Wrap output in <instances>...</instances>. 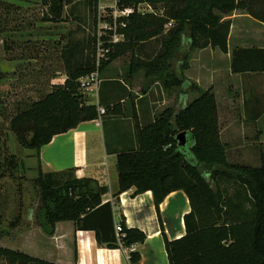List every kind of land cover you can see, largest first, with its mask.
Returning a JSON list of instances; mask_svg holds the SVG:
<instances>
[{
	"label": "trees",
	"instance_id": "16d2710c",
	"mask_svg": "<svg viewBox=\"0 0 264 264\" xmlns=\"http://www.w3.org/2000/svg\"><path fill=\"white\" fill-rule=\"evenodd\" d=\"M73 1L41 0L46 8L43 19L64 21V8ZM92 3L97 6V0ZM139 3L154 7L160 3L162 15L147 17L135 10L123 19L125 27L118 31L129 40V49L155 38L161 41V50L151 59L136 60L133 67L160 80L165 89L182 86L184 93L189 90L199 95L178 110L164 109L146 126L136 124L137 148L116 153L118 190L114 196L132 187L131 196L150 190L159 215V205L170 192L182 190L186 194L191 209L184 215L185 234L169 240L160 222L169 264H264V155L259 167L229 163L219 140L213 93L201 91L183 75L193 50L211 47L227 52L231 23L229 19L221 21L219 15L244 7V1L117 0L116 7L136 8ZM169 21L173 23L165 31ZM119 46V42L112 46L102 66L118 55ZM92 52L88 66L68 72L63 84L52 85L50 91L11 117L10 129L21 147L38 153L54 135L101 116V103H89L78 91L77 79L93 67L94 49ZM251 57H255L252 66L240 63ZM231 70L264 71V49L234 50ZM115 106L118 104L105 106L104 113ZM25 124L32 126L30 139ZM180 132H185L184 145L176 138ZM18 166L14 155L4 157L0 178L12 175ZM225 181L235 186L228 196L221 189ZM34 183L40 193L35 222L47 233L56 222L71 220L76 230L93 231L97 244L107 248L129 247L145 240L143 231L126 227L122 214L123 236L117 240L112 205L101 199L107 187L94 179L76 178L71 169L39 170ZM0 257L7 264H58L2 245ZM138 259V252H130V263Z\"/></svg>",
	"mask_w": 264,
	"mask_h": 264
},
{
	"label": "crops",
	"instance_id": "0c3cea01",
	"mask_svg": "<svg viewBox=\"0 0 264 264\" xmlns=\"http://www.w3.org/2000/svg\"><path fill=\"white\" fill-rule=\"evenodd\" d=\"M242 1L244 7L219 15L221 21L229 19L231 23L227 52L211 47L193 50L183 75L201 91L213 93L219 140L227 161L259 167L264 155V71L235 73L231 62L236 49H264V0ZM160 50L161 41L152 38L126 53L120 51L101 67L97 92L98 105L118 106L54 135L38 153L27 154L43 173L71 169L76 178H91L107 187L101 199L111 203L114 222H119L122 214L126 227L143 231L145 240L129 247L107 248L97 244L93 231L76 230L71 220L56 222L47 233L36 224L33 213L26 217L30 227H19L20 251L58 264H169L162 229L169 240L185 234L184 215L191 209L186 194L182 190L170 192L159 205V215L150 190L131 196L132 187L114 196L118 190L116 153L137 148L136 124L146 126L164 109L178 110L199 95L189 90L184 93L182 86L165 89L160 80L133 67L136 60L151 59ZM61 60L69 64L73 53L68 51ZM254 61L251 57L240 63L250 67ZM56 73L60 74L51 76L49 83L63 84L66 71ZM234 187L227 191L234 192ZM134 251L139 259L130 263L129 254Z\"/></svg>",
	"mask_w": 264,
	"mask_h": 264
},
{
	"label": "rangeland",
	"instance_id": "374dc122",
	"mask_svg": "<svg viewBox=\"0 0 264 264\" xmlns=\"http://www.w3.org/2000/svg\"><path fill=\"white\" fill-rule=\"evenodd\" d=\"M116 2L97 0V6H94L92 0H75L74 4L64 8L66 20L54 25L43 19L46 8L40 1L0 0V163L8 155H14L19 161L12 175L0 178V245L4 247L19 250V227H30L26 217L33 216L40 203L39 189L34 183L39 169L33 158H27L28 153L36 151L18 144L10 129V119L50 91L51 76L60 74L56 72L68 73L89 65L96 37L102 33L101 23ZM137 6L143 16L162 15L160 3L156 7L147 3ZM171 25H164V29ZM119 43L116 54L126 53L129 40L124 37ZM68 51L73 53L69 64L61 60ZM77 82L83 97L89 103L97 104L98 95L84 90L78 79ZM24 129L30 139L32 126L25 124ZM221 189L224 192L232 190L233 183L225 181L221 183ZM0 264L7 262L0 257Z\"/></svg>",
	"mask_w": 264,
	"mask_h": 264
},
{
	"label": "built area",
	"instance_id": "2783aa9c",
	"mask_svg": "<svg viewBox=\"0 0 264 264\" xmlns=\"http://www.w3.org/2000/svg\"><path fill=\"white\" fill-rule=\"evenodd\" d=\"M135 10L138 11V6H136V8L134 6L118 8L115 5L109 15H107L105 20L101 23L100 29L102 33L97 35L94 47L93 70L89 75L78 78L81 87L86 91H91L96 97L99 83L98 76L102 67V62L107 60L112 46L124 39V34L119 32L118 29L125 27L126 22L123 19L128 18ZM172 23V21H169L165 26L168 24L171 25ZM98 112L99 115H103L104 109L98 108ZM114 229L117 240L119 241L120 237L123 236L121 223L116 222L114 224Z\"/></svg>",
	"mask_w": 264,
	"mask_h": 264
},
{
	"label": "water",
	"instance_id": "95a60500",
	"mask_svg": "<svg viewBox=\"0 0 264 264\" xmlns=\"http://www.w3.org/2000/svg\"><path fill=\"white\" fill-rule=\"evenodd\" d=\"M177 141L179 145H184L185 144V132H180L177 134Z\"/></svg>",
	"mask_w": 264,
	"mask_h": 264
}]
</instances>
